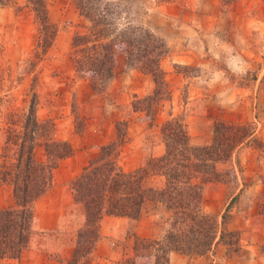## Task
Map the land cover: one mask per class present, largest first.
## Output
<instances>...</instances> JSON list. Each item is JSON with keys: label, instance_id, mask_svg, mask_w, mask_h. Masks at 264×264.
I'll use <instances>...</instances> for the list:
<instances>
[{"label": "rangeland", "instance_id": "rangeland-1", "mask_svg": "<svg viewBox=\"0 0 264 264\" xmlns=\"http://www.w3.org/2000/svg\"><path fill=\"white\" fill-rule=\"evenodd\" d=\"M109 1L121 3L129 20L151 29L168 44L169 54L161 67L166 73L172 99L157 107V126L152 125L153 121L146 113L133 114L132 105H129L134 101L132 97L121 98L114 94L121 92L126 82L131 83L129 87L139 83L138 95L142 97L154 89L150 75L142 73L148 79L134 80V70L127 68L124 55L118 58L117 74L105 94L94 92L90 82L77 74L71 59L72 38L76 32L86 31L84 26L88 23L80 16L73 0H47L50 19L57 26L58 35L53 49L43 58L36 48L39 33L35 14L26 8L15 11L6 7L0 12V165L6 163L12 167L16 163V149L19 150L9 142L6 144L7 138L11 137L2 129L6 128L3 125L6 112L20 116L36 111L35 117L43 127L39 131L41 136L37 137L35 155L38 161L45 160L44 144L48 134L67 141L73 148L72 138L84 133L86 127L105 133V125L110 123L111 117L115 119L112 123L115 140L117 122L128 120V139L119 163L124 172L130 173L143 168L151 157L164 154L161 129L170 119L172 102H175L174 107L178 108V116L184 119L186 127L190 118H195L198 125L199 115L212 119L214 107H222L224 101H228L230 111L247 105L249 109L240 115L249 119L255 117L262 122L261 129L259 131V125L251 122L244 124L250 125L252 133L257 134L254 135L255 141L241 151L237 157L239 161L234 159L220 165V171L224 173L234 171L237 180L209 184L204 192L205 212L218 217L220 222L227 212L230 216L227 229L237 233L239 242L232 239L230 243L231 238L226 236L207 257L217 264H260L257 261L260 253L264 257V0H188L187 5H182V15L177 19L188 27L184 34L187 39L176 45L178 34L172 29L174 18L164 13L161 7L178 4L179 0L167 4L159 0ZM194 57L201 62L196 63ZM16 120L20 121L19 117ZM138 122H146L145 131L141 132V128L136 137V131L129 129ZM191 140L196 146H207L212 142V139ZM82 145L80 142L79 148H73L74 154L69 158L86 149L91 150V155L99 150L97 145L90 149ZM160 146L164 148L162 154L159 153ZM250 151L254 152L253 155ZM61 175L62 172L57 177L61 178ZM72 181L68 185L73 203L64 211L63 226L56 231H43L35 222L34 238L26 251H53L62 257V245H69L71 254L66 260L72 257L76 233L84 222L82 207L74 203ZM219 184L225 190L218 189ZM13 206L12 185H0V208ZM150 215L160 216L163 222L156 216L158 224L162 222L164 230L167 229L169 213L160 209L141 217ZM132 235L130 232L114 238L119 253L116 264L130 263L135 241ZM227 243L232 244L231 247ZM97 250L98 246L92 255V264H114V260L101 256ZM136 264H150V260H138Z\"/></svg>", "mask_w": 264, "mask_h": 264}, {"label": "trees", "instance_id": "trees-1", "mask_svg": "<svg viewBox=\"0 0 264 264\" xmlns=\"http://www.w3.org/2000/svg\"><path fill=\"white\" fill-rule=\"evenodd\" d=\"M159 1L167 4L175 0ZM73 3L88 23L84 26L86 31L76 32L72 38L71 59L79 77L88 80L94 92L105 94L117 74L118 58L124 55L128 69L153 78V92L135 96L131 105L133 113H146L154 121L157 107L172 99L161 67L169 54L164 38L129 20L121 3L109 0H73ZM6 7L15 11L26 8L35 14L39 33L36 48L40 57H45L58 35L47 0H0V8ZM35 112L3 115L6 128L2 129L12 137L7 138L6 144L9 142L19 150L13 156L16 163L12 167L0 165V185L10 183L14 197L13 207L0 208V259H19L32 243L35 204L53 186L54 172L60 163L74 154L70 143L48 134L45 160L36 159L37 137L43 127ZM18 117L20 121L16 120ZM128 125V120L118 122L117 138L102 146L98 157L90 160L71 182L74 203L82 207L84 222L76 233L72 257L60 259L62 264H92L106 217L138 220L160 209L169 213L167 229L154 239L135 236L133 257L128 264H136L138 260L169 264L174 252L190 257L207 256L226 236L231 238L230 243L232 239L238 243L237 233L227 229L230 218L227 212L221 222L205 212L204 192L209 184L237 180L234 171L224 173L220 165L234 159L239 161L241 151L255 141L250 125L218 121L211 144L196 146L184 119L171 115L161 129L164 154L151 157L143 168L127 173L120 167L119 159L127 143ZM230 243L227 244L231 247Z\"/></svg>", "mask_w": 264, "mask_h": 264}, {"label": "crops", "instance_id": "crops-1", "mask_svg": "<svg viewBox=\"0 0 264 264\" xmlns=\"http://www.w3.org/2000/svg\"><path fill=\"white\" fill-rule=\"evenodd\" d=\"M188 3V0H179L178 4H170L161 7L164 13H167L171 15L174 18V22L172 24V29L175 33L178 35L177 40H175L174 44L176 45L178 42L182 44V42L186 41L187 38H185V31L188 29L186 25H182L178 22V18L182 15V8L183 4ZM187 5V4H186ZM189 6V5H188ZM5 8H0V12L5 11ZM8 15H14L13 13H6ZM176 23L178 25H176ZM166 33V32H165ZM55 45V44H54ZM54 47V46H53ZM53 49V48H52ZM51 49V50H52ZM184 59V58H183ZM196 57H194V61L197 63L199 61H196ZM201 62V61H200ZM199 62V63H200ZM132 74H134V80L136 78H147L148 76H143L142 73L139 74L137 70L133 71ZM130 75H128L127 78H129ZM125 80V79H123ZM132 82V81H131ZM127 83V84H126ZM124 89L119 93L116 92L117 97L119 95L121 98L124 97H132L134 99L135 96L142 97L139 94V83L136 86H131L130 82H126ZM133 84V82H132ZM147 89V88H146ZM146 92V90H145ZM144 91L142 95H144ZM114 96V95H113ZM115 96V97H116ZM131 99V100H132ZM130 102V101H129ZM129 102L127 104H129ZM222 107L216 106L214 107L213 115L214 117L210 119L209 117H203L204 115H199L198 120L199 123L196 125L194 122L195 118H190V122H188L187 130L191 137V139H200V140H211L214 136V129L215 124L220 120L222 122H225L227 124H238V125H244L248 122H251L252 124L259 125V131L262 126V122L259 123L258 119L255 117L253 118H247L246 115H240L241 112L247 111L249 108H247V105H243L239 109H235L233 111H230V105L227 104L228 101H224ZM117 104H120L119 102ZM126 104V105H127ZM131 105V103L129 104ZM173 110L171 115L173 117L178 116V111L176 107H174L175 102H172ZM219 108H223L222 110H219ZM264 109V105L262 106ZM240 112V113H239ZM134 115L137 114H144V113H133ZM157 116L156 113L155 119L152 122L153 126H157ZM251 116V115H250ZM152 121V120H151ZM115 122V119L113 120L110 117V123L106 124V132L102 130H93L91 127H86V130L81 135H76L74 138H72V143L74 145L73 148H79L80 142L83 143L82 147H87L88 149L91 148V146H98L99 150L93 155H91V150L89 152L86 150L76 152L75 156L69 159H65L60 163L59 168L56 169L55 175H54V186L53 188L48 191L44 196H42L35 204V213H36V225L40 230L43 231H56L60 229L63 224H61V219L64 216V211L66 207H68L70 204L73 203V197L69 190V182L72 181L74 178H76L83 169L89 164L90 160L95 159L98 157L100 153V148L102 146L107 145L110 141L113 142L114 140V131L115 126L112 124ZM118 123V122H117ZM146 123V122H145ZM145 123H134L130 127L129 131H136V137L139 136V131L141 128V132H144V125ZM128 131V130H127ZM110 133V134H109ZM254 135H257L256 133ZM111 137L108 139V137ZM256 137V136H254ZM140 148H137V150ZM161 150L159 153H163V147H159ZM75 151V150H74ZM77 151V150H76ZM253 151H250V154L253 155ZM61 178L57 177L58 173H61ZM218 189H224L221 184L218 185ZM225 190V189H224ZM223 190V191H224ZM157 217H160L158 215H150L148 217H141L138 220H131L129 218H120V217H106L102 222V240L98 243V250L101 252V256L104 255L106 258H110L115 261H118L119 253L118 250L115 248L114 244V238H117L119 235H123L124 233H130L134 236H137L141 239H151V238H157L162 236L164 233L163 230V224H161L163 221L160 217V225L157 222ZM110 225V226H109ZM129 231V232H128ZM132 235V236H133ZM263 244V243H262ZM62 248H64L63 256L59 257L57 254H55L53 251H41V250H30V251H24L19 259H0V264H62L60 259L66 260L69 258L71 254V247L69 245H62ZM211 254V253H210ZM258 263L264 264V257L260 256L258 258ZM113 263V262H112ZM111 264V263H109ZM169 264H217V261H211L209 260V256H198V257H190L184 254L180 253H172L170 255V262Z\"/></svg>", "mask_w": 264, "mask_h": 264}]
</instances>
